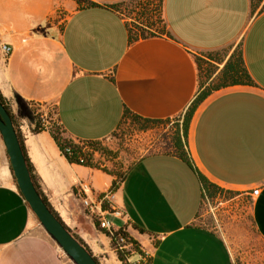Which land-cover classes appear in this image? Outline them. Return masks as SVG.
<instances>
[{
  "label": "crops",
  "instance_id": "0c3cea01",
  "mask_svg": "<svg viewBox=\"0 0 264 264\" xmlns=\"http://www.w3.org/2000/svg\"><path fill=\"white\" fill-rule=\"evenodd\" d=\"M0 0V98L8 109L32 174L49 209L98 261L123 264L104 230L83 213L75 188L99 195L113 177L70 164L35 118L51 107L70 140L103 142L125 110L152 121L183 116L199 89L196 54L240 42L254 87L213 93L187 132L192 168L169 153L138 160L116 190L122 218L107 216L151 258V264H233L224 239L198 220V174L219 190L248 199L249 223L264 242V12L250 0H163L169 35L130 41L111 8L124 0ZM65 14L63 20L58 16ZM253 15V16H252ZM0 138V264H75L29 209ZM137 259L133 256L132 259Z\"/></svg>",
  "mask_w": 264,
  "mask_h": 264
},
{
  "label": "rangeland",
  "instance_id": "374dc122",
  "mask_svg": "<svg viewBox=\"0 0 264 264\" xmlns=\"http://www.w3.org/2000/svg\"><path fill=\"white\" fill-rule=\"evenodd\" d=\"M251 1L254 10L253 15L259 14L264 5V0ZM114 7L126 20L133 38L140 32L144 33L145 36L168 34L160 11L159 0H124L115 4ZM58 16L61 20L65 18L63 13ZM239 44L241 43L238 42L231 47L220 50L213 55L214 58L211 59L213 62L206 57L205 52L197 53L196 58L202 67L200 80L207 84L210 83L223 67V65H217L215 61L222 59L225 62L229 56L236 53ZM210 71H213V75L205 81V76ZM52 109L48 107L44 112H38L35 118L41 127H45L51 132H58L60 138L70 140L53 117ZM182 120L183 116L170 122L156 124L152 126L150 131L140 132L129 119L122 121L114 134L97 146L70 141L74 145L82 146L84 152L93 154L95 161H98L101 166L110 171L123 172L147 154L170 151L171 135L177 127L182 125ZM93 149L98 151L92 152ZM213 192H215V196H209V193L213 194ZM236 197L237 195L222 189L216 191L207 182V189L203 191L198 220L214 229L224 239L233 264H264V242L259 239L249 223V199L243 200ZM102 262L106 264L105 260Z\"/></svg>",
  "mask_w": 264,
  "mask_h": 264
},
{
  "label": "trees",
  "instance_id": "16d2710c",
  "mask_svg": "<svg viewBox=\"0 0 264 264\" xmlns=\"http://www.w3.org/2000/svg\"><path fill=\"white\" fill-rule=\"evenodd\" d=\"M74 1L79 6L85 5V6L97 7V5L93 4V2H91L89 0H74ZM159 4H160V11H161V13H163V0H159ZM250 4H251V11L253 14L254 10H253V5H252L251 0H250ZM110 7L115 9V7L113 5ZM262 12H264V5H263L260 13H262ZM165 26H166V24H165ZM130 31L131 30L129 29V31H128L129 32V38H130V41H132V42H135L138 39H142V38L147 37L144 35V33L140 32L137 34L136 37L133 38ZM167 35H169V34H167ZM241 46L242 45L239 44L238 50L236 51V53L229 56V58L225 62L222 59L215 61V63L217 65H223V67L220 70V72L215 76V78L208 84L206 82H202L200 80V73H201L202 67H201L198 59L195 58L196 64L198 67V71H199L198 76H199L200 92H198L196 98L193 100V102L188 107L186 112H184L182 125L180 127H177L175 129V131H173V133L171 135V139H170V144H169L170 151L167 152L170 155L175 156L178 159L185 162L186 164H188V166L190 168H192V164L190 163L188 156H187V132H188L191 120H192L195 112H197L200 105L208 97H210L213 93L219 92L220 90L226 89L228 87L232 88V87H236V86H249V87L255 86V84L252 81L251 77L249 76V72H248V70H247V68L244 65V62L242 60V55H241L242 54V47ZM218 52L219 51H214V52L208 51V52H205L204 54L206 55V57L210 61H212L214 58L213 55L217 54ZM212 75H213V71L208 72L205 76V81H207V79L211 78ZM0 100H1L2 104L5 106V103L3 102V100L1 98H0ZM5 109L8 110L6 108V106H5ZM11 119H12V117H11ZM129 119H130L131 123L138 128V131H140V132H145L148 130L150 131L152 129V126H154L156 124H162V123L168 122V121L170 122L169 119L163 120V121H152L150 119H144V118L138 117L136 115H132V114H130L129 111L125 110V112L123 114V120L122 121L129 120ZM12 121H13V119H12ZM122 121H121V123H122ZM13 124H14V121H13ZM49 133H50L51 138L54 140L56 145L59 147L58 149L60 150L61 154L70 162V164L88 166L89 168L100 170V171L108 174L110 177H113L111 189H109V190L116 191L117 189H119L120 185L122 184V182L125 179L127 172L132 169V167H130L123 172L110 171L106 167L101 166V164L98 161H95L93 154H90L88 152L87 153L84 152L82 146L74 145L70 140L60 138L58 132L49 131ZM18 139L20 141L19 137H18ZM82 143H83V145L88 144L90 146H97L100 144V142H91V143L90 142H82ZM20 144H21V150L23 152V155L25 157V160H26V163L28 166L27 168H28V171L30 173L31 180L35 185V189L37 190L39 195L42 197L43 201L48 205L46 199L43 197V195L41 194V192L39 190V186L35 180V177L32 174L31 165H30V163H29V161H28V159H27V157H26V155L22 149L23 145H22L21 141H20ZM65 149H69L70 154L65 153ZM97 151L98 150L93 149L92 152H97ZM80 159L83 160V163L79 162ZM198 177H199V180L202 184V189L204 191L205 189H207V180L205 178H203L202 176H200L199 174H198ZM214 188L216 189V191L219 190L216 187H214ZM209 196H215V192H213V194L209 193ZM56 218L60 221V219L57 216H56ZM125 235L127 236L126 233H125ZM73 237L75 239H77L75 236H73ZM127 238L136 246L135 250L137 251L139 249L138 243H136L135 241L130 239L128 236H127ZM112 247H113V245H112ZM118 258L123 263L122 257L118 256Z\"/></svg>",
  "mask_w": 264,
  "mask_h": 264
},
{
  "label": "water",
  "instance_id": "95a60500",
  "mask_svg": "<svg viewBox=\"0 0 264 264\" xmlns=\"http://www.w3.org/2000/svg\"><path fill=\"white\" fill-rule=\"evenodd\" d=\"M14 127L9 111L0 100V137L10 162V173L16 181L17 189L29 205L30 211L75 264H99L86 247L72 236L66 225L50 211L49 206L35 189Z\"/></svg>",
  "mask_w": 264,
  "mask_h": 264
},
{
  "label": "built area",
  "instance_id": "2783aa9c",
  "mask_svg": "<svg viewBox=\"0 0 264 264\" xmlns=\"http://www.w3.org/2000/svg\"><path fill=\"white\" fill-rule=\"evenodd\" d=\"M1 54L8 58L11 54L10 47L2 45L0 48ZM7 109L10 103H5ZM65 153L70 154L69 149H65ZM83 163V160H79ZM114 190H107L106 192L95 195L89 185L80 184L75 188V196L84 215L94 224H97L99 229L106 232L107 237L110 239L113 248V253L118 257L121 256L123 264H151V258L141 248L136 251V246L127 238L125 232L122 230H112V226L107 219V216L122 218L123 213L114 204L113 199L115 196ZM260 193V188H255L249 192V201L254 200ZM133 256H137L136 260H132ZM102 264V263H100Z\"/></svg>",
  "mask_w": 264,
  "mask_h": 264
}]
</instances>
